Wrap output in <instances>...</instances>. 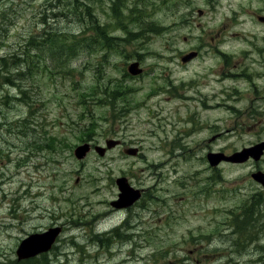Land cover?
Segmentation results:
<instances>
[{
  "label": "rangeland",
  "instance_id": "1",
  "mask_svg": "<svg viewBox=\"0 0 264 264\" xmlns=\"http://www.w3.org/2000/svg\"><path fill=\"white\" fill-rule=\"evenodd\" d=\"M259 15L264 0H1L0 264L48 228L59 264H264V158L216 159L264 138ZM119 180L144 191L132 209L110 206Z\"/></svg>",
  "mask_w": 264,
  "mask_h": 264
},
{
  "label": "water",
  "instance_id": "2",
  "mask_svg": "<svg viewBox=\"0 0 264 264\" xmlns=\"http://www.w3.org/2000/svg\"><path fill=\"white\" fill-rule=\"evenodd\" d=\"M260 20L264 21V18H261ZM136 67H137V64H133L131 66V68H129V71L132 74H137L139 71H136ZM114 145H115V142L107 143V147L108 148H112ZM79 148H81V149H79ZM263 148H264V146H263ZM78 149L75 150L76 151L75 152V156L79 160H81L86 155V153L88 152V146H86V147L85 146H81V147H78ZM97 151L101 155L103 154V150L97 149ZM128 153H134V151L129 150ZM261 153H262L261 148L260 147H255V148H251V149H244L242 152L234 153L233 155H231L229 157L217 156L216 159L218 160L219 158H223L224 161L229 162V163H243V162H245L248 159L249 156L253 157L255 160H258V158L260 157ZM256 155H258V156H256ZM259 176L263 177V175H261V174L260 175H253L255 180L258 179ZM117 184L119 186L120 191L123 194V195H120V196L121 197H125L126 200H127V201H124L121 204H118L117 206H120V207H123L124 205H125V207L131 206L140 197L139 191H134L132 188L130 189L129 186L125 183L124 180H119L117 182ZM122 190H124V191H122ZM130 193H131V195H130ZM54 235H55V232L51 231V232L44 233V234H41V235H32V236H30L29 239H26L22 243V245L19 246V249L17 250L18 259H22V258H26V257H29V256H33V255H35V254H37L38 252H41V251H46L49 248V246L51 245V243L53 242L54 237H55ZM48 236H49V238H47ZM29 243L36 244V247L35 248L33 247V248L29 249V253H27V251L25 249V245L29 244ZM39 250H41V251H39Z\"/></svg>",
  "mask_w": 264,
  "mask_h": 264
},
{
  "label": "trees",
  "instance_id": "3",
  "mask_svg": "<svg viewBox=\"0 0 264 264\" xmlns=\"http://www.w3.org/2000/svg\"><path fill=\"white\" fill-rule=\"evenodd\" d=\"M112 10H113V12H115V9H112ZM151 31H152V32H155L156 30H155L154 28H151ZM100 37H101V39H103V40H106V38H107L103 32H100ZM56 46H58V44H57ZM61 47H62V46H61ZM62 50L64 51V47H62ZM71 50H72V47H71ZM63 51H60V50L57 51V52L55 51V53L53 54V58H54V57L57 58V59H52V65H53V68H58V67H59V65H60V63H61V57H62V55H63V53H64ZM257 207H258V205H257ZM257 207H255V208L249 210V211L245 214V216H244L243 218H241V220L244 221V222H241V223H240L242 228H244V227L247 226V221L250 219V214L254 213V212L257 210Z\"/></svg>",
  "mask_w": 264,
  "mask_h": 264
},
{
  "label": "flooded vegetation",
  "instance_id": "4",
  "mask_svg": "<svg viewBox=\"0 0 264 264\" xmlns=\"http://www.w3.org/2000/svg\"><path fill=\"white\" fill-rule=\"evenodd\" d=\"M261 93H263L264 94V88H261V91H260ZM264 120V118L259 122V124L262 122ZM35 258H37V257H35ZM34 258V259H35ZM33 259V260H34ZM34 262H36V261H34ZM18 264H23L21 261H19V263Z\"/></svg>",
  "mask_w": 264,
  "mask_h": 264
}]
</instances>
